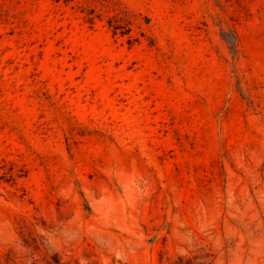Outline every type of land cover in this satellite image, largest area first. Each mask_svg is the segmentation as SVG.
<instances>
[{
    "label": "rangeland",
    "instance_id": "obj_1",
    "mask_svg": "<svg viewBox=\"0 0 264 264\" xmlns=\"http://www.w3.org/2000/svg\"><path fill=\"white\" fill-rule=\"evenodd\" d=\"M264 264V0H0V264Z\"/></svg>",
    "mask_w": 264,
    "mask_h": 264
},
{
    "label": "trees",
    "instance_id": "obj_2",
    "mask_svg": "<svg viewBox=\"0 0 264 264\" xmlns=\"http://www.w3.org/2000/svg\"><path fill=\"white\" fill-rule=\"evenodd\" d=\"M182 262V260H180L178 263H176V264H194L191 260H189V259H187L186 261H185V263H181Z\"/></svg>",
    "mask_w": 264,
    "mask_h": 264
}]
</instances>
